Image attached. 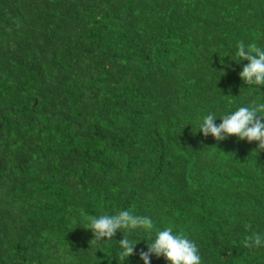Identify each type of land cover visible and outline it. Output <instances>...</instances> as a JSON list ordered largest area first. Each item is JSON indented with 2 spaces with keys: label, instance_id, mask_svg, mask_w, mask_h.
Returning <instances> with one entry per match:
<instances>
[{
  "label": "trees",
  "instance_id": "1",
  "mask_svg": "<svg viewBox=\"0 0 264 264\" xmlns=\"http://www.w3.org/2000/svg\"><path fill=\"white\" fill-rule=\"evenodd\" d=\"M239 41L264 48V0H0V264H144L169 226L202 264H264L243 246L264 235V151L199 132L264 103ZM121 210L152 236L91 245L85 217Z\"/></svg>",
  "mask_w": 264,
  "mask_h": 264
},
{
  "label": "clouds",
  "instance_id": "2",
  "mask_svg": "<svg viewBox=\"0 0 264 264\" xmlns=\"http://www.w3.org/2000/svg\"><path fill=\"white\" fill-rule=\"evenodd\" d=\"M236 56L248 63L243 66L240 78L247 85L264 86V48L256 43L245 45L244 41L237 44ZM264 103L252 102L249 106L239 107L231 114L224 115L216 124L217 117L213 113L206 115L199 123V132L204 137L212 136L217 143L230 137H237L240 141L255 142L258 147L255 151H264ZM88 221L86 230H90L94 239L91 245L106 243L114 239L117 232L125 230L129 233L143 230L151 237L155 224L153 220L144 215L133 214L130 210H121L115 215L86 216ZM119 258L126 261L136 253V245L127 236L119 241ZM246 248H259L264 246V235L253 232L243 242ZM144 264H151V257H163L169 264H202V258L196 244L184 233L176 232L172 226L156 231L155 238L147 243V251L138 253Z\"/></svg>",
  "mask_w": 264,
  "mask_h": 264
}]
</instances>
